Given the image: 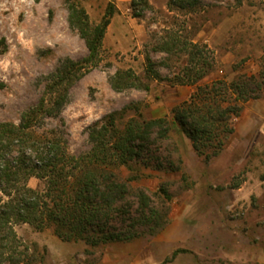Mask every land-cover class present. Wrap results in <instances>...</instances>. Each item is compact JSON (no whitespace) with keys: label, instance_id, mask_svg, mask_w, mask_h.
<instances>
[{"label":"rangeland","instance_id":"374dc122","mask_svg":"<svg viewBox=\"0 0 264 264\" xmlns=\"http://www.w3.org/2000/svg\"><path fill=\"white\" fill-rule=\"evenodd\" d=\"M110 1L0 0V122L19 124L23 113L43 98L51 105L55 96H48L47 88L55 76L67 62L89 56L85 37L71 22L70 3L86 9L93 28ZM190 1L195 5L170 7V0H149L150 7L135 17L131 3L118 7L113 0L119 12L107 28L99 59L65 86L60 111L35 127L39 134L59 136L67 151L79 156L92 149L90 128L111 113L117 114L120 130L131 119L167 117L169 137L153 134L138 160L115 167L132 192L130 219L115 226L136 236L92 246L64 241L53 227L38 230L21 223L16 230L34 253L32 264H146L147 257L163 262L173 247L157 237L180 220L209 237L239 228L264 239V95L244 102L240 114L202 147L203 155L174 122L173 112L201 85L261 71L264 0ZM172 38L206 44L213 70L196 84H178L193 65L188 51L160 49ZM148 57L162 80L147 73ZM126 70L133 71L135 86L118 91L112 82ZM30 185L44 187L37 179ZM140 190L150 198L148 207L141 208L134 195ZM188 252L187 257L197 256Z\"/></svg>","mask_w":264,"mask_h":264},{"label":"trees","instance_id":"16d2710c","mask_svg":"<svg viewBox=\"0 0 264 264\" xmlns=\"http://www.w3.org/2000/svg\"><path fill=\"white\" fill-rule=\"evenodd\" d=\"M177 3L192 7L196 2L170 0L169 6ZM130 5L135 17H141L150 7L149 0H132ZM69 10L72 24L80 28L87 41L89 56L80 62H67L55 76L47 88V95L55 96L51 105L43 98L38 106L23 113L19 124L0 122V264H32L34 253L16 230L21 223L38 230L53 227L64 241L84 240L92 246L134 238L136 234L115 226L126 225L132 207L130 185L115 167L138 160L153 134L162 139L169 137L167 117L131 119L125 129L120 130L117 114L111 113L90 128L92 149L76 156L67 151L59 136L35 131L44 117L60 111L66 100L65 86L71 85L88 64L99 59L107 28L119 12L113 0L110 1L102 21L92 28L84 7L73 2ZM160 49L188 51L193 67L178 79L180 85L196 84L214 68L206 44L172 38ZM147 73L154 79H163L150 57ZM134 77L132 70L118 71L112 85L118 91L129 89L135 86ZM262 95L264 64L258 74H243L233 81L216 79L199 86L190 100L174 109V122L203 155L202 147L215 140L220 127H227L233 115L240 114L242 104ZM32 179L40 180L43 189L32 187ZM134 195L141 208L149 206L150 198L143 191ZM180 252L188 250H177L173 257Z\"/></svg>","mask_w":264,"mask_h":264},{"label":"crops","instance_id":"0c3cea01","mask_svg":"<svg viewBox=\"0 0 264 264\" xmlns=\"http://www.w3.org/2000/svg\"><path fill=\"white\" fill-rule=\"evenodd\" d=\"M132 0H117L118 7L129 6ZM263 240V242H262ZM158 242L172 246L164 261L145 258L146 264H264V239L253 230L246 236L243 229L237 231L222 230L214 236L208 232L202 234L199 227L186 224L181 220L168 225L157 237ZM180 249L196 253V257H187L189 252L173 254ZM166 257V256H165ZM169 258V259H168Z\"/></svg>","mask_w":264,"mask_h":264}]
</instances>
